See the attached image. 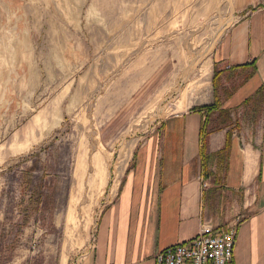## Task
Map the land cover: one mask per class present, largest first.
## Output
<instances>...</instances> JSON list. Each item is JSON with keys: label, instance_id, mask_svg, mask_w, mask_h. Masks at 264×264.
I'll list each match as a JSON object with an SVG mask.
<instances>
[{"label": "rangeland", "instance_id": "rangeland-1", "mask_svg": "<svg viewBox=\"0 0 264 264\" xmlns=\"http://www.w3.org/2000/svg\"><path fill=\"white\" fill-rule=\"evenodd\" d=\"M244 1L0 0V264L84 263L122 150L199 104Z\"/></svg>", "mask_w": 264, "mask_h": 264}, {"label": "crops", "instance_id": "crops-1", "mask_svg": "<svg viewBox=\"0 0 264 264\" xmlns=\"http://www.w3.org/2000/svg\"><path fill=\"white\" fill-rule=\"evenodd\" d=\"M244 2L199 104L134 140L83 264H155L205 227L236 228L231 264H264V0Z\"/></svg>", "mask_w": 264, "mask_h": 264}, {"label": "built area", "instance_id": "built-area-1", "mask_svg": "<svg viewBox=\"0 0 264 264\" xmlns=\"http://www.w3.org/2000/svg\"><path fill=\"white\" fill-rule=\"evenodd\" d=\"M236 238L235 227L217 232L205 227L190 240L157 253L155 264H231Z\"/></svg>", "mask_w": 264, "mask_h": 264}, {"label": "bare ground", "instance_id": "bare-ground-1", "mask_svg": "<svg viewBox=\"0 0 264 264\" xmlns=\"http://www.w3.org/2000/svg\"><path fill=\"white\" fill-rule=\"evenodd\" d=\"M228 24H229V21L225 22V23L222 22L217 36L213 39L212 43L209 46V50L207 52H205L203 55H200V56H197V57L194 58L192 64L190 65L189 71H188V73L186 75L187 78H189L190 74H192V72L197 68V66H199V64L201 63V61L204 58V56L212 50V48L214 47L215 43L217 42V40L219 38V35L222 33V30L224 28H226V26H228ZM177 90H179V89H177ZM184 97L186 98V93L185 92H184ZM152 120L154 121L155 119L153 118ZM127 154H128L127 149H123L121 154H120V156H119L118 160H119V163H120V172L122 170L123 164L125 163V161L127 159L126 158Z\"/></svg>", "mask_w": 264, "mask_h": 264}, {"label": "trees", "instance_id": "trees-1", "mask_svg": "<svg viewBox=\"0 0 264 264\" xmlns=\"http://www.w3.org/2000/svg\"><path fill=\"white\" fill-rule=\"evenodd\" d=\"M215 105H216V104H214V105H212V106H204V107H202V108H206V109H208V110H211V109H213V108L215 107ZM226 118L229 119V116L227 115ZM211 132H212V131L208 132L205 136H206V137L209 136Z\"/></svg>", "mask_w": 264, "mask_h": 264}]
</instances>
